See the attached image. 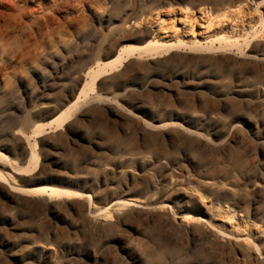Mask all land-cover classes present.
<instances>
[{
    "label": "rangeland",
    "instance_id": "374dc122",
    "mask_svg": "<svg viewBox=\"0 0 264 264\" xmlns=\"http://www.w3.org/2000/svg\"><path fill=\"white\" fill-rule=\"evenodd\" d=\"M157 32L177 44L107 68L66 123L35 134L50 114L38 104L73 100ZM14 42L0 62V264H18L4 242L26 264H264V0H0V46ZM41 178L92 202L14 189ZM116 200L153 210L102 211Z\"/></svg>",
    "mask_w": 264,
    "mask_h": 264
},
{
    "label": "bare ground",
    "instance_id": "6f19581e",
    "mask_svg": "<svg viewBox=\"0 0 264 264\" xmlns=\"http://www.w3.org/2000/svg\"><path fill=\"white\" fill-rule=\"evenodd\" d=\"M158 27H159V33H162L163 31H165L164 28V20H159L158 19ZM157 32V33H158ZM153 34L152 38L153 40H150L148 42H146L145 44H143L142 46H123L119 51L116 52V54L111 58L108 59L107 61H105L101 67H99L97 70H92L91 72L87 73V76L90 78V82L88 80H84L83 84L81 85V87L79 88V91L77 93V95L74 97V99L72 100V97H69L64 104H62L59 108L57 107H51L49 104H43L40 103L38 104L35 108L36 109H48L50 114L49 116L45 117L43 120L46 121L48 120V122L46 124L43 125H39L40 126V131L36 132L35 134L37 135H41L43 133V127L44 126H52L55 125L57 127L62 126L64 123H66L70 117L79 110V108L87 101V99L90 96V91H91V87H90V83L92 81H94L101 73H103L107 68H113L114 66L121 64L123 60H126L134 51L137 50H156L157 48H159L160 46H167V47H173L175 46L177 43L174 42V35L175 32H172V34L169 36V38H167L165 40L166 37H162L161 39L165 42H161L162 40L160 39L159 41L157 40V36H159L160 34ZM161 36V35H160ZM179 44H181V42L179 41ZM190 46H195V43L191 40L188 43ZM15 48V42L14 44H11L9 47H3L0 46V62H2L3 60L6 59V57L8 56L9 53H12V51ZM126 53V54H124ZM42 96V95H41ZM71 99V100H69ZM251 124V123H249ZM30 147V150H29ZM28 147V153L26 155V159L25 162L29 161V163L32 162V160L35 157V153H34V145L29 144ZM27 148V146H26ZM0 160H4L7 161L8 157L5 156V154L3 152L0 151ZM58 163V162H57ZM56 163V164H57ZM29 165V164H28ZM59 165V164H57ZM27 167V166H26ZM38 166H34L33 170L36 171ZM27 168L24 167V170H26ZM16 170H21L22 168H16ZM24 172V171H22ZM27 172V171H26ZM16 175H19L18 172H13ZM23 174V173H22ZM21 175V174H20ZM1 180H5V176L4 174L0 173V182H2ZM4 183V182H2ZM53 179H39L36 182L33 183H27L25 184L26 186H22V187H15V191L22 193V194H26V195H34V194H44L47 196H54V197H72V198H79V199H84L87 200L89 203L92 202V195L91 193H89L88 190H84V189H79L78 190H73V189H67V188H63V187H59V186H55ZM124 206V207H130V208H142L139 207L135 204L134 201L131 200H116L113 201L112 203L109 204V206H107L106 208H104L102 211H106L111 209V207L113 206ZM165 209L168 213L169 216H167V219H174L177 218L178 216L175 215V209L171 206V205H165L163 204V206H161L158 209ZM186 208H188V210L190 212H188L186 215L188 218L190 219H194L196 221H203L201 214L199 212H194L192 210V207H190L189 205L186 206ZM143 210L146 211H151L153 210L152 207H144L142 208ZM85 214L87 216H91V212H89V208L88 211L85 212ZM56 218H59V215H56ZM36 243H31L30 247L28 248V252L26 253V255H33L36 252ZM2 247L6 250V252L8 253V256L10 258H12L13 260H16V262H18V264H26L25 260L23 259L24 256H21L20 254L14 252L12 250L11 247V243L10 242H4ZM121 252L122 254H124V256L126 258L129 259V261L135 263V257L132 254V251L126 247V246H120ZM102 259V255L98 254L93 258L94 262H100V260Z\"/></svg>",
    "mask_w": 264,
    "mask_h": 264
}]
</instances>
